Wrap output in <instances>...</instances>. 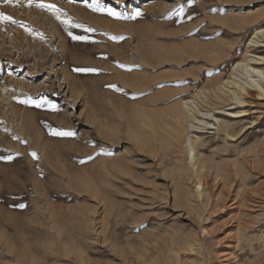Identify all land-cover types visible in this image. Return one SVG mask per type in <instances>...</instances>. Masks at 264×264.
Listing matches in <instances>:
<instances>
[{
  "label": "rangeland",
  "instance_id": "374dc122",
  "mask_svg": "<svg viewBox=\"0 0 264 264\" xmlns=\"http://www.w3.org/2000/svg\"><path fill=\"white\" fill-rule=\"evenodd\" d=\"M45 3L89 39L35 4L0 2L19 21L0 22V155L13 156L0 160V264H264V99H249L227 141L197 130V176L172 142L181 98L228 108L207 83L231 77L264 0H98L122 18L93 0ZM44 97L58 109L22 103Z\"/></svg>",
  "mask_w": 264,
  "mask_h": 264
},
{
  "label": "bare ground",
  "instance_id": "6f19581e",
  "mask_svg": "<svg viewBox=\"0 0 264 264\" xmlns=\"http://www.w3.org/2000/svg\"><path fill=\"white\" fill-rule=\"evenodd\" d=\"M258 47H264V27H258L252 31L244 54L230 67V78L227 79V76L226 79L223 80V76V78H216V80L208 81L207 83L211 86L217 85V89L220 90L222 94H218L215 90V95L217 99L223 97L229 100L230 103L228 104V108L222 107L217 111L210 109L201 110L194 99L181 98L175 103L172 113L174 119L172 142L175 146L176 144L180 146L183 142L189 166L192 167L195 176H197L199 168L202 167L199 165V156L196 150L204 141L201 133L202 131L197 130L205 128L214 129L217 133L221 132L224 141H227L228 138L232 136L231 130L233 124L241 121L248 114L247 111L249 109L244 108V106L252 104L249 99H264V54H257L252 51L253 48ZM66 78L68 85L74 88L76 86L74 78ZM200 116H202V118ZM207 117L213 121H206L205 118ZM193 121H196L197 124H194ZM188 127L196 128L194 131L195 133L192 132L193 134H190ZM224 190L222 188L219 192L220 197H222V205H225V201L229 195H227L226 192L224 193ZM196 192L199 198L212 196L209 194L210 192L208 194L206 193L201 181L197 182ZM234 202L235 201H233V203ZM256 206H258V204L250 205L251 208ZM189 246L192 250V244ZM228 256L229 255H225L226 259L230 258Z\"/></svg>",
  "mask_w": 264,
  "mask_h": 264
},
{
  "label": "snow or ice",
  "instance_id": "6c2138e0",
  "mask_svg": "<svg viewBox=\"0 0 264 264\" xmlns=\"http://www.w3.org/2000/svg\"><path fill=\"white\" fill-rule=\"evenodd\" d=\"M0 2L6 3V4H19L21 2V0H0ZM25 2L27 3V5L31 6L33 4H35L38 8L41 9H47L50 12H52L55 15V18L60 21V23L62 25H64L65 30L68 31V34L70 36H72L73 39L75 40H88L89 37L87 36H76L73 35V33L71 32L70 28H84L86 27L85 25L82 24H73L71 21V18H63L62 13H63V9L58 8L55 4H51V3H45V0H25ZM121 2V0H116V3L119 4ZM94 12H106L107 14H109L112 17L115 18H122V14L120 12H117L114 8L112 7H107L104 5H101L100 3H98V0H93V3L88 5ZM143 13L142 11L137 8L135 9L132 13H131V18L135 19L139 16H141ZM3 21H9L12 23H19V21L14 20V18L11 15L5 14L4 12H0V22ZM89 32L95 31V29L92 28H87L86 29ZM111 39L113 40H122L125 39L124 36H112ZM118 67L120 68H130L131 66L129 65H124L121 64L119 62H116ZM78 72H100L101 69L98 68H77L75 69ZM107 87L116 89L117 91H121L123 92L124 90L121 88H117L116 85L112 84V85H107ZM141 95H143V93H141ZM22 103L25 104H33L37 107H45L47 106L48 108L51 109H58V105L54 102H52L51 100H49L48 98L44 97L38 100L32 99V98H28L25 99L24 101H22ZM53 134L54 135H58V136H65V137H73L76 135V133L72 130H66V131H56L53 130ZM105 154H111V153H105ZM17 155H19V153H17ZM30 155L34 158L37 159L38 158V154L36 152H31ZM13 156L11 155H0V160H12ZM88 160L93 159L92 156L87 157ZM84 161L82 160L81 163H83ZM20 208H24L26 207L25 204L21 203L18 205Z\"/></svg>",
  "mask_w": 264,
  "mask_h": 264
}]
</instances>
